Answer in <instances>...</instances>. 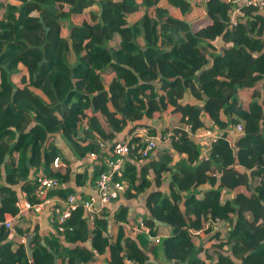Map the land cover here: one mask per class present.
I'll return each instance as SVG.
<instances>
[{
	"label": "trees",
	"instance_id": "trees-1",
	"mask_svg": "<svg viewBox=\"0 0 264 264\" xmlns=\"http://www.w3.org/2000/svg\"><path fill=\"white\" fill-rule=\"evenodd\" d=\"M196 1L212 20L197 32L170 12L176 7L186 15L192 0H0V264H32L27 234L33 238V264H101L109 248L116 264L126 259L158 264L151 260L158 251L172 264H206L205 248L195 243L192 231L216 217L231 228L227 239L215 233L221 245H230L241 264H264V100L257 99V88L245 100L240 97L264 73V13L245 7L235 26L228 0ZM106 11L121 24L118 30L104 20ZM139 11L141 18L131 22ZM76 16L82 17L80 25ZM218 39L234 45L219 53L213 44ZM71 42L79 55L74 66L66 61ZM60 77L75 83L63 100L57 92ZM187 92L203 104L184 100ZM235 110L246 111L245 122L233 117ZM163 112L179 115V125L162 133L174 135L172 148L164 145L140 166L145 141L138 128L152 134L144 120ZM238 123L245 132L233 138ZM129 125L126 196L147 193V211L135 219L123 205L110 222L104 207L92 225L79 207L64 233L44 236L22 215L18 227L13 225L19 234L12 236L5 221L7 214L18 213L16 186L38 201L32 175L43 168L67 185L51 195L87 196L80 189L93 186L107 168L101 142L114 143ZM207 128L221 135L212 144L211 160L203 161L197 135ZM92 153L98 154L92 176L88 169L78 172L70 185L73 165ZM5 165L11 170L3 175ZM213 171L221 176L213 177ZM166 182L169 192L161 189ZM205 182L212 187L200 196L198 187ZM231 192L235 195L222 202ZM141 218L144 230L161 236L160 242L135 229ZM214 264L235 261L221 253Z\"/></svg>",
	"mask_w": 264,
	"mask_h": 264
},
{
	"label": "built area",
	"instance_id": "built-area-1",
	"mask_svg": "<svg viewBox=\"0 0 264 264\" xmlns=\"http://www.w3.org/2000/svg\"><path fill=\"white\" fill-rule=\"evenodd\" d=\"M233 5V16L232 23L236 26L239 19L245 15V7H256L264 13V0H228ZM215 125L214 122L211 123ZM234 131L242 135L245 132L244 124L238 123L234 126ZM138 135L141 136L145 141L144 147L140 150L141 161L148 159L151 154L157 149L158 143L157 138L153 137L146 127H139L137 131ZM221 132H215L213 129H201L197 135V139L207 137L208 141L203 142L201 147L200 158L203 161L211 160V149L212 144L218 141ZM161 141L171 143L174 139V135L169 132L161 137ZM101 147L107 152L105 157L106 169L103 170L97 177L95 184L92 186V192L87 193V196H83L81 191L78 193H71L66 196L63 195H51L52 192L66 188L67 185L62 183L58 178L47 175L45 169L40 168L36 170L33 177L36 179L37 186L35 189V196L38 199L36 202L28 200L26 194L20 199L15 205L18 208V213L5 221L7 228H13V220H20L22 215H39L45 214L48 217L49 224L51 226V232L53 233H64L67 229V222L71 218L73 211L79 207L84 208V217L87 218L88 222L92 225L95 224L94 219L97 215H100L104 207H109L110 204L122 196H126L128 182L123 178V172L127 164V159L131 152L130 142H101ZM93 159L94 166L98 158L97 153H92L88 156ZM61 157L58 156L54 160V166L59 167ZM81 164V163H80ZM85 165V164H84ZM83 165V166H84ZM92 176V170L89 172ZM212 176L219 178L220 173L213 171ZM245 221L249 219L242 211H240ZM224 221L221 218H210L208 219L200 229L192 231V236L198 239V236L203 232L211 229L215 225H220ZM137 231L145 232L148 237L154 242H160L161 236L151 235L149 229L144 230L145 222L144 219H139L138 224L135 226ZM101 264H112L113 261L110 248L108 252L103 255ZM129 263H134L130 259H126Z\"/></svg>",
	"mask_w": 264,
	"mask_h": 264
},
{
	"label": "crops",
	"instance_id": "crops-1",
	"mask_svg": "<svg viewBox=\"0 0 264 264\" xmlns=\"http://www.w3.org/2000/svg\"><path fill=\"white\" fill-rule=\"evenodd\" d=\"M196 3H197L196 0H192V4H193L192 10L189 13H187L186 15H183L182 11L179 8L170 7V12L175 17L186 18V20L191 24L192 30L194 32H197L201 28L212 24V20L207 18L203 7L197 5ZM142 15H143V11H139V12L135 13L130 18V21L135 22L138 19H140ZM103 17H104V20L108 24H110V26L114 30H118L120 28L121 24L116 22L115 17L111 11L104 12ZM74 21H75L76 25H80L82 23V17L76 16L74 18ZM213 44H215V48H216L217 52L222 53L227 46L234 45V42L230 41V42L225 43L222 39H218L216 41H213ZM211 51H213V49H211ZM66 61H67L68 65H70V66H74L79 62V55L76 52V50L74 49L72 42L70 43L69 51L66 53ZM263 68H264V66H263ZM134 83H135V80L133 81L132 79H129L130 85L134 84ZM74 87H75V83L72 79H69L66 77H60L57 81V92H58V96H59L60 100H63L65 98V96L68 94V92L70 90H72ZM256 88L261 92V96L257 97V99L259 101L264 100V73H261V76H260L256 86L247 89L246 92H240L241 99L245 100L247 97H249V95ZM184 100H189L195 104H203L202 100L195 98L190 92H187L185 94ZM233 117L238 118L242 122H245V120L248 117V114L246 113V111L245 112H240V111L238 112L235 110L233 112ZM178 118H179V115H178ZM178 118L173 113L163 112L160 115V117L151 118V119L146 118L144 120L145 123H147L153 127V133L151 135L153 137L157 138L158 147L151 154L152 157H157L158 150L161 147H163L164 145L172 148V146L169 145V143L165 144L164 142H162L161 137L163 136L162 135L163 131H166L167 129H170V128H173V127L179 125ZM212 126H214V125H212ZM130 127H131V125H129V127H127L123 133H119L117 135V137L115 138L116 143L117 142H124V141L129 142L132 139V135L130 133ZM213 130L215 132H219L217 129L216 130L213 129ZM238 135L239 134H237L234 131V127H233V129L231 131V136L233 138H236ZM145 141H147L146 138H145ZM200 141L202 143L203 142L205 143V141H208V138L207 137L200 138ZM176 154H177V152H176ZM176 156L178 159L179 158L178 154ZM129 160H130V157H128L127 161H129ZM145 161L139 160L138 163L141 166L142 163H144ZM86 169H88V173L90 172V170L93 171V169H94V161L90 157H87L86 161H84V162H78V163H75L73 165L72 181H71L70 185L75 184V177H76L75 175L78 172H84ZM10 170H11V168L9 166L5 165L3 167V175H6L7 173H9ZM89 176H90V174H89ZM211 187H212L211 182H205L203 185H200L198 187L200 196H202L204 194V192L208 191ZM16 189L19 191V194L21 197L20 199H22L23 196L25 195V192H23L22 189H20L19 185L16 186ZM152 189H155V187H153ZM161 189L163 191L169 192V186H168L167 182L163 184ZM80 190H82V191L85 190L86 193H91L92 192V185L90 184V186H88V187L85 186L83 189H80ZM147 195H148L147 193H145L141 196H135L134 194H128L127 196H122V197H120V199L112 202L109 206L110 222H113V220H114V213L113 212L123 205L130 207V212L132 214L135 213V214H133V217L135 219L140 217L142 213H144L145 211L148 210L146 207V200L148 197ZM230 195H235V192L225 193V196H224L222 202H224L226 200L227 196H230ZM240 215H241V213H240V211H238L237 216H240ZM10 216H11V214H7V219H9ZM24 216H26V218H30L34 222V224L38 227V230H39V233L41 236L53 233V232H51V226L49 224L47 215H45V214H39V215L30 214V215H24ZM132 220H133V218L130 219V222L128 224H126V226L131 225ZM13 222H14V227H18V223H17L18 221L13 220ZM112 227H113L112 224L109 225L108 231L109 232L113 231V235H114L115 229L112 230ZM230 230H231L230 226L224 221L222 224L215 225L214 227H212L211 230L209 229L206 232H203L201 235L198 236V239L193 238V239H195V243L198 246H200V245L204 246L206 264H214L215 262H217L219 260L221 253H225V254H228L229 256H231L233 258V260L235 261V264H241L242 263V259L235 257L232 249L229 250L230 245H221V242L215 238V233L217 231H220L222 233L221 236L224 237L225 239H227L230 235V233H229ZM108 231L104 230V234L107 235L106 233H108ZM11 233L13 234L12 236H17L19 234V232L14 228L12 229ZM131 233H132V231H131ZM54 234H56V233H54ZM25 238H26V236H25ZM32 243H33V241H32ZM151 260L153 262H157L158 264H172L166 260V257L164 255L163 251H158L157 258H155V255H152ZM111 263L116 264L113 261H111ZM125 264H135V263L126 262Z\"/></svg>",
	"mask_w": 264,
	"mask_h": 264
},
{
	"label": "water",
	"instance_id": "water-1",
	"mask_svg": "<svg viewBox=\"0 0 264 264\" xmlns=\"http://www.w3.org/2000/svg\"><path fill=\"white\" fill-rule=\"evenodd\" d=\"M236 223V222H235ZM235 226V225H234ZM32 241H33V238L31 237L30 234H27L26 235V247H27V250H28V256H29V259L31 260L32 264L34 263L33 262V253H34V249L32 247Z\"/></svg>",
	"mask_w": 264,
	"mask_h": 264
}]
</instances>
